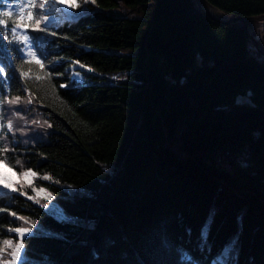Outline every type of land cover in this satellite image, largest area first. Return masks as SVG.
Returning a JSON list of instances; mask_svg holds the SVG:
<instances>
[{
  "label": "trees",
  "instance_id": "trees-1",
  "mask_svg": "<svg viewBox=\"0 0 264 264\" xmlns=\"http://www.w3.org/2000/svg\"><path fill=\"white\" fill-rule=\"evenodd\" d=\"M208 1L264 15V0ZM31 34L43 70L0 49V155L65 218L20 184L0 191V247L27 226L19 264H264V61L243 26L196 0H89Z\"/></svg>",
  "mask_w": 264,
  "mask_h": 264
},
{
  "label": "snow or ice",
  "instance_id": "snow-or-ice-1",
  "mask_svg": "<svg viewBox=\"0 0 264 264\" xmlns=\"http://www.w3.org/2000/svg\"><path fill=\"white\" fill-rule=\"evenodd\" d=\"M89 0H85V4H87ZM91 2H95V0H91ZM63 3L64 7L75 9L79 6L78 0H51V4L53 6L59 5ZM9 8H12V5H8ZM39 10L44 11L48 14L43 15L40 19L36 18V3L35 0H22L21 6L18 8V14L16 15L14 20H5L0 19V49H4L9 53L15 51L20 59L24 60L25 57L28 59L25 60L26 63H34L38 65L41 70L44 69V64L41 59L38 57L37 52L42 56L43 51H41L43 47L44 41L39 37H34L31 33L36 32H45V30L49 27V23L52 19L51 13L53 11L52 7L45 2V0H41L39 3ZM62 10V9H61ZM4 15L8 17H12L13 13L11 11L5 12ZM11 25V27H9ZM9 31L12 34V39H9ZM48 35H55V33H48ZM7 40L8 43L4 44L3 41ZM77 63H79L77 61ZM0 74L4 75V80L0 81V91L4 89L7 85V74L4 72V67L0 66ZM21 75L27 76L31 75V73L21 72ZM15 75L13 74V77ZM37 80L41 79V77H36ZM61 87H66L65 85H61ZM19 99L18 97L16 98ZM11 103H16V101H11ZM11 128V122L8 125ZM7 149H0V154L6 152ZM19 163V161H17ZM0 165H4L8 167L7 158L0 155ZM22 178L18 182H6L7 177L3 175V172L0 171V184L3 185V188L9 189L11 191H16L15 183L27 184V186L32 187V191L35 194L34 196L28 197L29 199H36L40 197L42 194L46 198H50L51 194L47 192L46 189L43 188H35L32 186V181L38 178L39 174L33 172L31 169H27L19 174ZM43 179H50L48 176H44ZM27 195V193H24ZM0 211H4V209H0ZM10 215L15 216L16 213H10ZM19 220H25L24 217H18ZM26 222V221H25ZM38 227V226H35ZM10 233L15 232L19 239L15 243L13 241H3L4 245H7L9 248H12V259L7 262V264H15V261L21 256L23 251H26V247L24 245V240L26 238H31L35 232L34 227H16L14 229L8 230ZM6 249L0 247V253H3ZM0 264H5L2 260H0ZM187 264H191V258H188Z\"/></svg>",
  "mask_w": 264,
  "mask_h": 264
},
{
  "label": "rangeland",
  "instance_id": "rangeland-1",
  "mask_svg": "<svg viewBox=\"0 0 264 264\" xmlns=\"http://www.w3.org/2000/svg\"><path fill=\"white\" fill-rule=\"evenodd\" d=\"M21 2H22V0H2V5L0 6V19H5V17H8L7 15H4V13L8 12V11H11L13 14L14 13L18 14V8L21 6ZM45 2L48 5H50L51 0H45ZM84 2H85V0H78L79 6L75 9H70V8L64 7L63 3H61L59 5H55L54 8H55V10L58 11V15L55 16L51 13V16H52L51 21L54 18L57 20H64L67 17H70V18L77 17L84 10ZM8 5H12L13 7L9 8ZM111 12L113 14H122L123 13V14L130 16V17H140V13L138 10L129 8L127 6H124L123 4L121 5L120 10H118V11L112 10ZM45 14H48V13L44 12L43 15H45ZM263 28H264V19L262 20V23L256 24L254 26L252 34L256 39H258L264 45V43L261 41ZM251 46H252L253 51L256 52V55H258L261 60H264V57L259 54L257 48L252 43H251ZM72 76L77 81H79V82L82 81V76L78 72L73 71ZM113 78H114V80H118V81L124 80L127 78V72L116 73L113 75ZM247 100L248 99L246 97H239L238 98V102H247ZM223 158H220L219 161L225 167L228 165L229 162H231V159H229V157L228 158L226 157L225 159H223ZM240 158H242L241 155H240ZM0 171H2L3 175L7 177L6 182H18L22 179L19 174L12 171L8 167H5L4 165H0ZM17 184H20V186H23V188H28V190H30L32 192L33 196L35 195L32 191V187H29V186H27V184H22V183H15V186H17ZM32 186L35 188H38L34 185H32ZM0 191L7 192L10 190L3 188V185L0 184ZM34 200L39 202L41 205H43L44 209L47 212L55 215L56 217H58L60 219L65 218V214L61 211L60 207L55 203V201L51 197L46 198L42 194L40 197H38ZM25 228H27V226ZM16 236L18 237L17 234H16ZM5 241H13L15 243V241L12 240V238H8ZM1 247L5 248L6 250L3 253H0V260H2L3 262H5V264H7V262L12 259V256H11L12 248H9L7 245H4V244H2ZM23 258H24L23 253H21V256L15 261V264H19L23 260Z\"/></svg>",
  "mask_w": 264,
  "mask_h": 264
},
{
  "label": "water",
  "instance_id": "water-1",
  "mask_svg": "<svg viewBox=\"0 0 264 264\" xmlns=\"http://www.w3.org/2000/svg\"><path fill=\"white\" fill-rule=\"evenodd\" d=\"M196 2L198 4L199 9L210 19L223 24L243 26L249 42L252 43L257 48L259 54L264 57V45L252 34L254 26L256 24L262 23L264 15L243 17L231 16L221 11L208 0H196Z\"/></svg>",
  "mask_w": 264,
  "mask_h": 264
}]
</instances>
